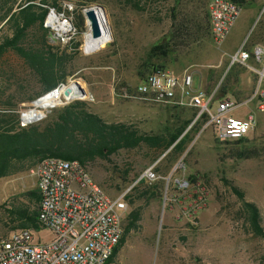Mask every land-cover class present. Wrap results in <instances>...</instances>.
I'll return each mask as SVG.
<instances>
[{"label":"rangeland","instance_id":"374dc122","mask_svg":"<svg viewBox=\"0 0 264 264\" xmlns=\"http://www.w3.org/2000/svg\"><path fill=\"white\" fill-rule=\"evenodd\" d=\"M57 1L62 2L63 10L51 8L45 22L49 42L54 51L63 52L68 58L65 66L68 75L63 82L82 85L86 92L67 103L85 100L104 120L135 124L161 138L162 145L142 143L88 163L93 179L111 197H117L147 167L158 164V172L168 176L184 157L188 176L201 180L208 190V205L193 221L178 217V205L164 209L162 180L151 184L144 179L131 188L126 218L130 211L141 206L143 228L128 235L111 264H264V239L254 233L251 210L245 203L257 206L264 227V112L256 102L236 112L241 117L253 113L257 119L254 129L245 138L220 141L215 138L212 127L202 130L200 122L192 124L195 108L146 104L125 96L142 81L141 72L150 61L151 48L168 43L171 45L169 57L153 59L155 63L177 72L190 69L195 87L201 84L212 90L219 86L220 93L228 97L250 98L261 75L243 64L233 63L232 56L242 46L250 49L257 33L264 45V0H242L243 11L222 43H217L211 34L209 4L212 0H95L90 6L104 8L112 39L92 53L84 51L85 35L91 30L85 14L87 7L80 10L82 20L78 18L81 0ZM134 1L139 8L131 5ZM254 12L256 15L251 18ZM51 14L56 18L55 24L50 23ZM64 18L69 20V25L63 24ZM61 26L67 31H59ZM2 36L0 30V39ZM220 59L224 60L222 72L216 75L218 69L208 65ZM249 62L264 71V63ZM242 70L247 72L245 77L252 76L245 78L241 87L247 91L239 89L237 73ZM207 73L212 80L210 85L205 80ZM261 86L264 88V80ZM40 90L38 77L26 60L13 50L7 51L0 60V109H15L8 111L18 112L20 117V112L38 99L21 101V96L35 95ZM57 107L34 124L46 122ZM174 135L179 138L166 149ZM37 163H17L13 173L0 178V238L23 228L11 211L16 215L22 208L38 210L32 195V191L38 190L37 177L32 172ZM153 184L159 185L154 197L152 193H143ZM233 186L244 193V198ZM29 228L39 238L51 237L49 230L40 224L39 228Z\"/></svg>","mask_w":264,"mask_h":264},{"label":"built area","instance_id":"2783aa9c","mask_svg":"<svg viewBox=\"0 0 264 264\" xmlns=\"http://www.w3.org/2000/svg\"><path fill=\"white\" fill-rule=\"evenodd\" d=\"M242 11L243 5L233 0L210 2L211 34L217 43L226 39ZM63 22L65 26L69 25L67 18ZM60 29L67 31L66 27ZM232 57L233 63H241L261 75L256 90L248 99L220 95L219 86L210 91L201 84L195 87L194 74L190 69L177 74L168 67L154 68L125 96L146 104L195 108L197 112L192 124L203 122L202 130L212 127L216 139L231 141L245 138L257 125L256 116L247 113L241 117L236 112L252 102H256L259 110L264 112V88L261 86L264 71L249 65L250 59L264 63V45H257L252 51L242 46ZM69 83L61 82L34 102ZM67 102L65 100L62 104ZM34 108L41 109L30 104L20 112L23 126L44 119L55 107L48 108L43 117H25L27 111ZM157 167L158 164L147 167L127 191L111 197L78 159L44 157L32 172L37 177L41 196L39 224L49 230L51 237L39 238L29 227L11 231L8 236L0 238V264H106L124 233L129 207L127 195L144 179L151 184L162 180L164 209L178 205V217L195 221L208 205L205 184L188 176L184 157L173 166L168 176L160 174Z\"/></svg>","mask_w":264,"mask_h":264},{"label":"trees","instance_id":"16d2710c","mask_svg":"<svg viewBox=\"0 0 264 264\" xmlns=\"http://www.w3.org/2000/svg\"><path fill=\"white\" fill-rule=\"evenodd\" d=\"M233 1L243 5L242 0ZM61 3L57 0H0V30L3 32L0 39V60L7 51H15L35 72L41 86V90L35 95H22L21 101L36 99L55 89L67 78L65 66L68 58L63 52L54 51L55 47L49 42V28L45 26L51 8L63 10ZM93 3L95 0L79 1L78 18L84 20L80 10ZM130 3L135 8H139L137 2ZM170 52L171 45L168 43L154 45L150 50V61L145 63V70L141 72L142 77L144 78L156 67H166L155 63L153 59H166ZM240 72L237 73V77ZM208 81L210 85L212 81L210 75ZM8 104H12L11 101ZM8 109H0V178L13 173L17 163L33 164L47 156L78 159L87 166L98 158H105L124 148H135L142 143L162 145L159 136L144 132L135 124L104 120L98 113L92 111L90 103L85 100H75L61 105L54 109L52 116L46 122L26 126L21 124L18 112ZM179 135L173 136L167 143L166 149L173 145ZM158 186V184L148 186L143 193L147 195L152 193L154 197ZM233 190L244 198V193L237 186H233ZM32 193L38 203V210L29 211L22 208L16 215L14 211L11 213L22 222V227L39 228L38 212L41 196L39 190H34ZM245 203L251 210L254 233L264 239V227L257 206L246 201ZM142 214L141 206L129 212L120 243L115 247L113 255L106 264L115 261L132 231L142 230Z\"/></svg>","mask_w":264,"mask_h":264},{"label":"bare ground","instance_id":"6f19581e","mask_svg":"<svg viewBox=\"0 0 264 264\" xmlns=\"http://www.w3.org/2000/svg\"><path fill=\"white\" fill-rule=\"evenodd\" d=\"M97 15H98L100 25L102 28V35L100 37H94L91 33V30L86 33L85 39H84L85 40L84 41V51L86 53H92L97 50H100L112 39V30H111L109 19H108V16L106 15V12L103 9L97 8ZM49 19H50V23L52 24L56 23V18L53 14L49 16ZM57 26H60V25H57ZM61 28L64 29V27H61ZM68 86L70 87L71 92L69 94H65V90L67 89ZM82 91H85L83 90L82 85H78L77 83H74V82L67 85L65 88H62V89L58 88L57 91H54L53 93L48 94L44 96L42 99L36 101V105L41 107V109H36V108L31 109L27 111V114L25 115V117L31 118L34 116L35 118H39L42 111H43V115L41 117H43L45 114H47L48 108L56 107L58 104H62L64 100L70 101L80 95H85V93H83ZM34 103L33 104L31 103V104L34 105Z\"/></svg>","mask_w":264,"mask_h":264},{"label":"crops","instance_id":"0c3cea01","mask_svg":"<svg viewBox=\"0 0 264 264\" xmlns=\"http://www.w3.org/2000/svg\"><path fill=\"white\" fill-rule=\"evenodd\" d=\"M256 15V12H254L253 13V15H252V17L251 18H253L254 16ZM261 40H262V36L260 35V34H256L255 35V37H254V39H253V42H254V44L251 46V48L250 49H248V50H250V51H252L253 49H254V47L255 46H257V45H263L262 43H261ZM229 58V57H228ZM251 61H253L254 63L256 62V60L255 59H250ZM223 61L224 60H222V59H220L217 63H210L208 66H213L214 68H217L218 70H216V75L218 74H220L221 72H222V70L220 69V67H222V65H223ZM214 64V65H213ZM241 64V63H240ZM249 65H251V66H253L254 68H257L256 67V65L255 64H253V63H250L249 62ZM186 69H188V68H186ZM186 69H184L182 72H177V71H175V70H172L173 72H175V73H177V74H181V73H183ZM258 69V68H257ZM251 74H253V71L251 72ZM247 75V72H246V70H242L240 73H239V75H238V78H239V80H240V88L239 89H241V87L244 85V80H245V78H249V79H251V77L252 76H249V77H245ZM206 77H205V80L206 81H208V73L205 75ZM203 80H204V76H203ZM254 80H255V78H254ZM239 87V86H238ZM204 88H206V87H204ZM207 90H208V88H206ZM242 91H247V90H243V89H241ZM165 107H169V106H165ZM176 108V107H175Z\"/></svg>","mask_w":264,"mask_h":264},{"label":"water","instance_id":"95a60500","mask_svg":"<svg viewBox=\"0 0 264 264\" xmlns=\"http://www.w3.org/2000/svg\"><path fill=\"white\" fill-rule=\"evenodd\" d=\"M97 8L98 9H103V7L99 5H92L89 6L85 9V14L91 29V33L94 37H100L102 35V28L100 25V21L97 15ZM71 92L70 87L68 86L67 89L65 90V94H69ZM83 93H86L85 91H82ZM88 94H86L87 96Z\"/></svg>","mask_w":264,"mask_h":264}]
</instances>
